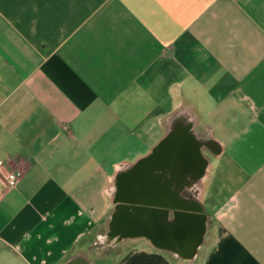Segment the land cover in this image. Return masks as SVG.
<instances>
[{"label":"crops","instance_id":"obj_1","mask_svg":"<svg viewBox=\"0 0 264 264\" xmlns=\"http://www.w3.org/2000/svg\"><path fill=\"white\" fill-rule=\"evenodd\" d=\"M2 163L0 264H264V0H0Z\"/></svg>","mask_w":264,"mask_h":264},{"label":"flooded vegetation","instance_id":"obj_2","mask_svg":"<svg viewBox=\"0 0 264 264\" xmlns=\"http://www.w3.org/2000/svg\"><path fill=\"white\" fill-rule=\"evenodd\" d=\"M179 138V137H178ZM199 161V160H198ZM198 161H194L193 163H195V165L198 164ZM203 161V159H202ZM175 164V162H170L169 161H162L159 163L163 166H168V171H169V174H170V178L167 180L168 183H166L164 186H162V189H163V192H162V196L165 197H170V200L169 202L166 204L163 200V204H166V205H169L171 207H174V206H184L185 204L188 206V203H181L180 201H178L177 199V195L178 193L180 192V189L182 187H184V185H181L182 183L185 184V174H183L182 172V169H180L181 165L178 166V169L177 168H173L172 167V164ZM200 163V162H199ZM166 168H164V172L166 171ZM198 169H195V171H197ZM161 189L160 187L157 186V184L155 185V191H154V196L157 197L159 195H161ZM140 213V212H139ZM157 219H158V216H157ZM196 219V217H195ZM182 220L183 221H186L185 218H183L181 215L177 217V222H175L174 224H171V226L169 225V235H170V239L172 240V238H174V236L177 234L178 236V239H174L172 241H169V244L171 245H175L176 243L178 244H186L188 242L191 243L190 241H185L186 240V233H182ZM188 222V221H187ZM185 224V223H184ZM187 228L188 229H191L193 228L194 229V233H196L197 231V226H196V223H193V225L190 224V222H188L187 224ZM131 231H130V234L134 237V238H138V239H145V236H146V225H145V217L144 216H141L140 214L138 216L135 217V220L133 222V225L132 227L130 228ZM188 231V230H187ZM160 233H159V239H160ZM162 239V238H161ZM157 240L156 242L158 244H166L165 242H163V240ZM183 239V240H182ZM187 245V244H186Z\"/></svg>","mask_w":264,"mask_h":264},{"label":"water","instance_id":"obj_3","mask_svg":"<svg viewBox=\"0 0 264 264\" xmlns=\"http://www.w3.org/2000/svg\"><path fill=\"white\" fill-rule=\"evenodd\" d=\"M190 144H191L190 137L180 136L178 138V137H175L174 134H171L156 149L154 158L159 157L165 149L167 150L168 148H173V146L176 145V148L180 149V151L171 152V154L168 156L169 163L170 162H180L182 164L186 163L185 165H187V162H189L190 159H194L192 157V153L184 152L185 148L190 149ZM173 166H174V163H173ZM185 220L189 221L191 225H193V223H196V226H197L196 233H194L193 228L189 230L190 232L186 233V240L190 241L191 243L188 244L187 242L186 248L181 250L186 258H193L195 256V253L197 252V248L201 245V242H202V239L205 233V218L196 217L195 219V218L186 216Z\"/></svg>","mask_w":264,"mask_h":264},{"label":"built area","instance_id":"obj_4","mask_svg":"<svg viewBox=\"0 0 264 264\" xmlns=\"http://www.w3.org/2000/svg\"><path fill=\"white\" fill-rule=\"evenodd\" d=\"M0 172H2L6 178L9 187H16L22 174L14 170H6L4 164H0Z\"/></svg>","mask_w":264,"mask_h":264}]
</instances>
